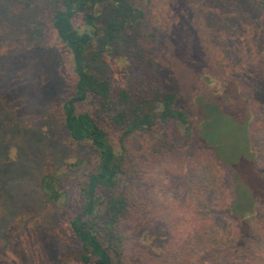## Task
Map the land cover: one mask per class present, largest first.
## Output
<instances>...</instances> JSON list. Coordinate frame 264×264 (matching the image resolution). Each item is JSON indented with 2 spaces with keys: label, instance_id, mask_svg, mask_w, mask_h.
<instances>
[{
  "label": "rangeland",
  "instance_id": "1",
  "mask_svg": "<svg viewBox=\"0 0 264 264\" xmlns=\"http://www.w3.org/2000/svg\"><path fill=\"white\" fill-rule=\"evenodd\" d=\"M129 1L146 10L144 34L156 31L158 35L156 71L167 89L180 93L177 106L196 120L201 118L200 110L206 112V139L234 165L241 191L238 211H248L256 198L253 215L261 214L259 226L264 228V119L260 110L264 107V10L250 0ZM10 8L6 16L11 19L17 12L14 6ZM18 13L30 21L29 12ZM7 20L3 18L0 24ZM3 28L0 57L13 58L6 61L10 72L0 81V142L6 147L2 160L10 165L23 155L30 157V163L23 162L27 163L24 175L0 177V264H75V257L52 251L75 252L78 248L69 219L75 213V179L82 176L84 166L72 165L79 153L75 144L51 153L47 121L51 107L40 111L25 93L34 88V76L43 72L24 54L37 39L24 25L17 28L7 23ZM205 93L212 95L214 107L204 109ZM252 94L259 107L250 117L243 97ZM170 126L181 143L185 136L181 125L171 120ZM199 133L196 126L184 156L164 158L143 168L155 228L137 242L134 264H264V230L252 218L251 227L249 223L240 227L232 211L221 206L223 198L216 189L193 201L198 205L195 212L208 224L194 234L186 254H179L176 242L195 224L190 205L184 201L191 182L188 164L200 154L215 151ZM34 150L45 154L42 164L32 166ZM46 163L62 177L61 189L70 191L69 204L45 200L36 173Z\"/></svg>",
  "mask_w": 264,
  "mask_h": 264
},
{
  "label": "trees",
  "instance_id": "2",
  "mask_svg": "<svg viewBox=\"0 0 264 264\" xmlns=\"http://www.w3.org/2000/svg\"><path fill=\"white\" fill-rule=\"evenodd\" d=\"M250 1L264 10V0ZM10 6L17 12L11 19L6 16ZM18 11L29 12L26 16L30 21H24ZM146 15L144 8L129 0H0V20L9 18L0 24V34L6 32L3 26L7 23L17 28L24 25L37 39L24 54L43 72L34 76V88L25 93L32 96L31 104L37 103L40 111L51 107L47 116L51 153L75 144L79 153L72 165L84 166L82 176L75 179V213L69 219L78 248L75 252L52 251L61 257H75V264H134L137 242L155 228L143 168L164 158L184 156L196 126L206 145L215 151L200 154L188 164L191 182L184 201L190 205L195 224L176 242L179 254H186L194 234L208 224L195 212L198 205L193 201L215 189L223 198L221 206L232 211L240 227L245 223L251 227L252 219L258 226L262 223L261 214L253 215L256 198L248 211H238L241 191L236 169L217 145L206 139V112L200 110L201 118L196 120L179 108L180 93L167 89L156 71L158 35L156 31L144 34ZM11 58L0 57L1 82L10 72L6 61ZM210 96L204 95V109L215 106ZM243 98L251 117L259 107L255 95ZM260 110L264 119V107ZM171 120L183 129L181 143L175 140ZM34 136L39 140L38 134ZM2 143L0 177L24 175L27 163L23 162L30 163V157L21 155L9 165L2 160L6 151ZM26 143L30 148L28 139ZM31 155L32 166L42 164L45 158L38 150ZM36 174L46 201L69 204L70 191L61 189L62 177L49 163Z\"/></svg>",
  "mask_w": 264,
  "mask_h": 264
}]
</instances>
